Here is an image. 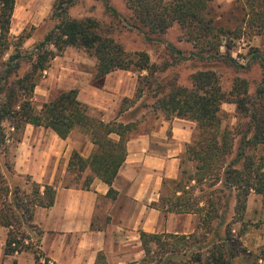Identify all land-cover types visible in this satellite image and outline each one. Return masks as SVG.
I'll use <instances>...</instances> for the list:
<instances>
[{
	"label": "trees",
	"instance_id": "16d2710c",
	"mask_svg": "<svg viewBox=\"0 0 264 264\" xmlns=\"http://www.w3.org/2000/svg\"><path fill=\"white\" fill-rule=\"evenodd\" d=\"M125 1L133 13L134 25L147 39L153 40L156 35L166 33L178 24L199 56L223 58L236 67H243L231 54L233 41L243 35L242 26L228 28L219 25L211 10L213 0ZM243 1V20L251 30L264 34V0ZM76 2L55 0L52 15L58 20L56 26L34 48L23 52V44L32 34L26 29L19 35L11 34L16 0H0V59L11 46L14 47L8 60L0 62V147H6L7 138L2 126L6 120L16 131L14 139L17 142L22 140L27 123L50 128L61 138H67L74 129L81 128L96 149L89 158L78 151L72 153L68 171L75 177L69 179L70 183L65 187L91 189L97 177L109 185L107 197L115 199L118 192L113 182L127 157V142L134 131L132 124L118 118L105 121L101 110L79 99L77 88L59 92L38 110L33 104L35 89L52 60L69 46L84 48L97 58L93 76L97 87H102L106 76L116 70L147 71L148 75H139L138 78V99L145 93L142 84L151 86L150 78L159 67L151 64L145 51L128 52L97 19L72 18L69 8ZM104 2L110 11L118 14L110 0ZM254 57L261 61L263 76L255 97L251 99L246 79H237L227 93L213 70L194 73L192 87L173 84L169 89L161 88L164 94L157 99L158 109L168 117L175 115L198 123L199 134L187 144L185 155L197 162L195 174L187 179L201 185L202 195L194 196V192L188 190L189 184L184 177L188 171L183 169L178 179H164L160 200L153 205L165 213H195L200 222L191 234L141 231L145 255L140 262L127 264H261L264 250L256 254L242 245L248 196L252 190L264 194V172L246 156L247 148L264 145V55L257 53ZM25 60L31 67L20 74ZM131 100L129 97L124 99L120 114L125 103ZM224 102L235 103L248 119L236 151L234 137L221 129L220 111ZM242 159H245L244 163ZM5 165L6 173L0 172V226L7 229L4 253L13 255L29 251L38 264L42 259L46 264L50 259L41 251L44 230L33 222L34 213L37 207L54 204L58 184L42 185L26 175L32 186L29 192L19 183L11 185L7 174L15 173L14 163L6 162ZM89 168L93 174L80 184L82 173ZM216 185L219 186L215 188ZM232 199L235 200L234 215L229 218ZM237 222L242 223L238 231L234 228ZM95 264H109L103 252L98 254Z\"/></svg>",
	"mask_w": 264,
	"mask_h": 264
},
{
	"label": "rangeland",
	"instance_id": "374dc122",
	"mask_svg": "<svg viewBox=\"0 0 264 264\" xmlns=\"http://www.w3.org/2000/svg\"><path fill=\"white\" fill-rule=\"evenodd\" d=\"M54 4L55 0H16L11 34L19 35L24 29L32 34L23 44V52L34 48L56 26L58 20L52 15ZM243 4V0H213L211 2L212 14L219 25L228 28H235L238 24L242 26L243 35L233 41L234 46L231 51L232 56L243 65V67H236L226 62L223 58L220 60L209 55L199 56L197 49L187 40L178 24H175L166 33L156 35L153 40L147 39L144 32L134 25L133 13L125 0H110V5L116 9L117 15L106 7L104 0H77L69 8V14L72 18L85 19L91 17L97 19L103 29L107 30L110 36L122 44L128 52L145 51L150 56L151 64L159 67L158 72L150 78L151 86L142 84L145 88L142 98L138 99L136 96L138 78L139 75H148L147 71L133 72L121 69L108 75L107 80H105L107 88L105 94L101 93L103 94L102 96L93 95V97L100 99L102 103L107 104L110 108H113L121 98L122 106L124 102L123 96L128 95L129 98H132L131 101L125 103L124 111L121 114L119 113L121 108L117 111L118 120L124 123H131L134 127L132 136L139 131H143L146 121L153 117H159L164 120L178 118L177 120L185 122L193 129V137L197 136L199 128L196 121L189 119L180 120L175 115L168 117L166 113L157 108V99L164 94V91L162 90L161 92L160 90L163 87H165L164 89H169L173 84L192 87V75L194 73L200 70H213L218 74L221 86L227 93L233 89L237 79H246L249 84L248 96L250 99L255 97L257 88L262 80L263 67L260 59L254 57V54L260 53L264 55V34H258L247 26L243 20ZM226 39L223 40L226 41ZM222 51H226L225 46L222 47ZM13 52L14 47L11 46L4 58L0 59V62L8 60ZM97 62V58L86 49L74 46L67 47L61 55L56 56L52 60L50 66L40 78L33 97L34 106L40 110L46 102L59 92L72 88H77L79 96L81 92L83 97L90 93V89L92 91L98 89L100 90L98 92H101L104 86L97 87L93 83ZM30 67V63L25 60L22 63L20 74L27 72ZM119 85L121 89L118 88ZM220 113L222 119L221 129L222 131L227 130L234 137V149L236 151L241 144V132L246 130L248 119L237 109V105L231 102H224ZM2 126L7 142L6 147H0V172L6 173L7 167L5 164L6 162H14L15 147L18 142L14 139L17 133L14 131L10 121L6 120ZM71 133H73L75 140H81L86 134L81 128H76ZM246 152V156L251 157L255 167L261 166V171L264 172V145L247 148ZM244 160L242 159L243 163ZM242 162L240 166H242ZM196 164V161L192 164L187 163L183 165L182 169L188 171L184 175L189 184L188 188L190 189L188 190H192L194 196H201V185L187 179L189 175L195 174ZM89 169L82 173L79 179L80 184L84 182L89 174H93ZM7 175H9V182H12L13 186L19 183L22 188L29 192L31 191L32 186L26 175L21 177L16 176L15 173ZM74 177L75 174L71 175L67 170L64 175L60 172L58 179L65 186L70 183L69 179ZM73 184L75 185V183ZM192 185L194 187H190ZM218 186L216 185L215 188ZM234 204L235 200L232 199L229 218L234 215ZM244 219L247 225L245 235L242 238V245L259 254L262 249L260 247L257 249L253 248L257 246L259 235L264 236V194L255 190L251 191L248 196ZM199 222L200 217L194 215L193 227H195V230ZM234 228L236 231L240 230L242 223L237 222ZM44 262L45 260L42 259L41 264H45ZM46 264L52 263L48 261Z\"/></svg>",
	"mask_w": 264,
	"mask_h": 264
},
{
	"label": "crops",
	"instance_id": "0c3cea01",
	"mask_svg": "<svg viewBox=\"0 0 264 264\" xmlns=\"http://www.w3.org/2000/svg\"><path fill=\"white\" fill-rule=\"evenodd\" d=\"M103 86L101 92L90 89L84 97L80 92L79 99L101 110L104 120L111 121L117 118L122 98L113 108L94 98L105 94L106 81ZM177 119L153 117L146 121L143 131L130 137L126 160L113 182L118 192L115 199L107 197L110 187L97 177L91 189L65 187L57 182L59 173L67 172L74 151L85 158L95 151L89 135L75 140L73 132L61 138L50 128L25 125L22 140L15 147L16 176L30 175L42 185L58 184L54 204L37 207L33 220L44 230L41 251L52 264H95L100 252L109 264L138 262L145 255L141 231L189 234L195 230L193 218L197 214L165 213L153 205L160 200L164 179H178L183 165L195 162L185 155L187 144L193 140V129ZM0 235V264H38L29 251L6 255L5 227L0 226ZM259 237L253 249L264 250V236Z\"/></svg>",
	"mask_w": 264,
	"mask_h": 264
}]
</instances>
